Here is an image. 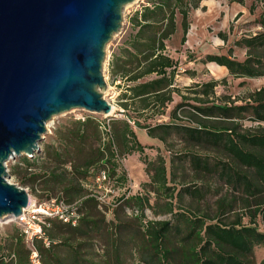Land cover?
Instances as JSON below:
<instances>
[{
  "label": "trees",
  "instance_id": "obj_1",
  "mask_svg": "<svg viewBox=\"0 0 264 264\" xmlns=\"http://www.w3.org/2000/svg\"><path fill=\"white\" fill-rule=\"evenodd\" d=\"M203 1L146 0L128 19L129 32L111 67L113 79L125 86L120 96L125 119L109 120L105 136L101 130L105 123L90 117L73 121L56 144L46 147L55 168L36 174L28 167L32 180L41 178L42 184L56 191L57 202L80 201L77 211L81 216L74 226L56 218L46 219L49 227L44 228V236L49 245L45 246L43 239L33 241L41 264H129L125 256L134 257L135 264H258L254 250L264 246V231L257 224L258 218L264 222V88L238 105L215 97V80L185 89L191 97L175 84L180 66L171 57V42L179 34V45L186 43L189 17ZM228 2L244 6L245 0ZM259 4L263 6L257 20L261 30L234 44L245 50L244 59L236 60L229 48L224 55H206L201 60L203 65L223 67L233 79L264 78V0L253 1L248 11L253 13ZM219 35L227 41L225 35ZM186 60L193 61L190 56ZM183 73L194 76L187 70ZM175 96L180 102L166 113ZM186 107L188 110L182 112ZM148 116H167L169 122L148 125L137 120ZM246 117L256 123L255 129L240 128ZM139 131L145 134L146 142L155 140L156 145L140 141ZM174 138L186 147L211 149L226 158L211 161L209 156L186 152L171 154L167 163L158 144L169 147ZM147 146L156 147V158L142 161L149 180L143 186L148 191L130 196L126 175L120 170L121 157H141ZM38 158L34 156L30 166ZM184 164L196 180L216 174L217 182L232 192L216 200L213 216L199 206L205 193L216 192L211 183L193 182V187L181 184L176 188L174 172ZM101 170L107 172L114 190L122 193L107 206L99 205L91 196L96 192L93 179ZM184 197L195 201L193 211L192 206H184ZM146 209L153 216L169 218L148 220ZM102 236L108 248L98 242ZM4 243L0 264H30L20 229ZM259 264H264V259Z\"/></svg>",
  "mask_w": 264,
  "mask_h": 264
},
{
  "label": "water",
  "instance_id": "obj_2",
  "mask_svg": "<svg viewBox=\"0 0 264 264\" xmlns=\"http://www.w3.org/2000/svg\"><path fill=\"white\" fill-rule=\"evenodd\" d=\"M135 0H0V221L29 204L8 181L6 162L32 157L53 116H109L104 48Z\"/></svg>",
  "mask_w": 264,
  "mask_h": 264
},
{
  "label": "rangeland",
  "instance_id": "obj_3",
  "mask_svg": "<svg viewBox=\"0 0 264 264\" xmlns=\"http://www.w3.org/2000/svg\"><path fill=\"white\" fill-rule=\"evenodd\" d=\"M255 0H245L244 6H240L235 3H230L228 0H206L201 2L199 9L193 11L189 17L190 28L187 34V41L183 46L179 45V34L172 40L170 49L173 52L177 50V53L184 51V48L188 47L187 56L193 59L191 66L188 65L187 71L194 72V77L191 74H186V77L182 76L179 82V88L183 94L191 97L192 95L188 94L185 89H191L194 84L203 83L210 80H215L218 82V85L215 87V97L221 98L222 101L235 102V104L241 105L244 102L248 101V96L264 88V78L258 79H233L224 71L215 69L211 64L203 65L201 60L206 55H224L227 54L229 48L233 50V57L242 61L245 57V50L239 49L234 46L235 42L241 39L242 37L249 36L250 34L259 32L261 27L257 24L259 15L263 10L261 4L258 5L257 9L253 13H249L248 8ZM146 0H135L133 3L126 5L122 10V22L120 30L114 34L110 41L106 44L104 48V61L102 63V75L106 82V90L103 93V97L108 101L112 107L113 111L111 115L104 116L99 114L88 113L84 110H71L66 113H62L56 116H53L48 122H46L45 129L46 132L42 135V139L38 144V152L34 153L32 157H26L21 155L19 157L12 158L6 162V171L8 174V181L12 184L17 185L18 187L25 189L34 202L37 205L45 204L49 200H54L56 196V191H51V186H45L41 178L37 180H32L28 174L31 172L28 171V167H32L31 171H34L36 174L42 172H48L55 168V162L52 157H48L45 153L46 147L56 144L58 139L65 134L67 128L71 127V123L77 120H83L86 117H90L97 122L105 123L104 127L108 120H124L125 116L121 114L122 109L120 107V96L124 92V85L120 81H115L112 75V62L113 57L119 54L118 49L123 45V41L129 32V23L128 19L131 15L140 10V8L145 5ZM219 34L226 36L227 41L223 42ZM186 50V49H185ZM179 51V52H178ZM183 56V55H182ZM183 62V60L181 59ZM193 70V71H192ZM184 75V73L182 74ZM190 80V81H189ZM175 101L172 105L169 106L166 113H168L174 105L180 102L179 97H175ZM187 103L194 104L193 101L188 100ZM182 112L187 111L188 107L183 108ZM135 117L134 115H132ZM181 116L187 118L186 113H181ZM141 124L155 125L156 123H168L169 119L167 116L151 119L149 116L146 118H137ZM241 129L252 130L255 129L256 123L253 122L249 117L240 122ZM264 126V125H263ZM107 128V127H106ZM103 135L105 136L106 132L101 129ZM106 138V137H105ZM138 138L140 141L144 142L147 138L146 136L139 131ZM161 148V154L168 163L169 159L172 157L171 154H186V152H193L200 154L202 156L219 158L225 160L220 152H215L211 149H202V148H190L184 146L181 141L175 139L171 141L169 147H164L162 144H158ZM96 145L94 146V148ZM156 147L147 146V149L144 151L143 155L132 154L130 156H124L123 162L121 163L120 170L126 175L127 186L129 188L128 194L130 196L137 194L138 192L147 193L148 188H145L143 185L148 184V177L145 174V165L142 163L143 160L152 161L156 158ZM171 152V153H170ZM37 156V161L30 166V160H33V157ZM69 168V164H67ZM212 166V165H211ZM177 177L176 185L180 188L181 184L185 186L193 187L194 184H199L203 182L211 183L212 187L215 189L205 193L204 199L200 203V208L202 211L214 215L216 211V200L222 198L227 194L232 192L229 188H225L221 183L217 182V175L214 174L213 178H206L204 176L200 177L199 180H196L195 175L189 166L184 164V166L178 167L174 172ZM214 182V183H213ZM25 183V184H24ZM89 183V182H88ZM185 183V184H184ZM50 184V183H49ZM49 187V190H47ZM88 187V185L86 186ZM53 189V188H52ZM122 194V193H119ZM235 195V193H234ZM151 204H153L154 195H149ZM184 206H192V210L196 205L195 201H192L190 197H184ZM194 202V203H192ZM193 204V205H192ZM234 212L239 213L238 208H235ZM125 213V210H124ZM144 214L148 220H165L169 216H153L150 210H144ZM94 215L97 218H100L99 215ZM126 217V215L124 214ZM128 217V216H127ZM110 217L106 216V220ZM110 220V219H109ZM257 224L260 230L264 231V222L257 219ZM21 230L18 221L13 219H6L5 221L0 222V247L4 246V240L11 236L13 232ZM10 234V235H9ZM105 236H102L101 242L98 241L101 245L108 248ZM126 250V248H124ZM144 256V255H143ZM254 256L256 263H260L264 259V246L255 248ZM142 257V256H141ZM129 264H135L133 260L134 257L125 256ZM140 261V257L137 256ZM100 260V258H97Z\"/></svg>",
  "mask_w": 264,
  "mask_h": 264
},
{
  "label": "built area",
  "instance_id": "obj_4",
  "mask_svg": "<svg viewBox=\"0 0 264 264\" xmlns=\"http://www.w3.org/2000/svg\"><path fill=\"white\" fill-rule=\"evenodd\" d=\"M108 123L109 120L107 121L105 127V124L102 126L103 130L107 133L109 131ZM93 186L96 189V192L94 195L91 194V196L94 197L101 206H107L119 197L118 192L114 190L112 182L108 178V174L105 170H101L96 174L93 179ZM79 203L80 201L72 204H65L62 201L57 202L56 200H51L45 204H39L36 206L33 202L30 205L28 204L27 208L23 210L17 220H14L15 222L18 221L25 243L29 249L28 259L30 264H41L33 241L35 239H43L44 245H49V242L44 236V228L49 227V224L46 223V219L56 218L65 224H71L74 226L81 216V214L77 211ZM134 213L136 214V212Z\"/></svg>",
  "mask_w": 264,
  "mask_h": 264
},
{
  "label": "crops",
  "instance_id": "obj_5",
  "mask_svg": "<svg viewBox=\"0 0 264 264\" xmlns=\"http://www.w3.org/2000/svg\"><path fill=\"white\" fill-rule=\"evenodd\" d=\"M186 49V50H185ZM187 49H189L188 47H186V48H184V51L182 52L181 51V53L179 52V53H176L175 51H173V52H171V57L174 59V60H178L179 61V66H182L183 68H185V69H187V67H188V65L189 66H191V64L194 62V61H192V62H187V60H186V58H187V55L190 53V52H188L187 51ZM183 55V56H182ZM181 59L183 60V62L181 61ZM209 64H211V66L212 67H215V69H214V71L216 70V69H218V70H221V71H224L223 69H225V68H223V67H219V66H217V65H215V64H212V63H209ZM181 69V67H179V72H180V74L176 77V81H175V84H176V86L179 88V82H180V79H181V77L183 76H185L186 77V74L184 73V75H182L183 74V72L185 71V69ZM193 71V70H192ZM225 71H227L226 69H225ZM228 73V72H227ZM192 77H194V76H192ZM190 81V80H189ZM123 84V83H122ZM124 85V84H123ZM124 88H125V86H124ZM180 89V88H179ZM125 92V91H124ZM176 97V96H175ZM174 97V101H175V98ZM145 135V134H144ZM150 141V142H149ZM144 142H146V140L144 141ZM146 143H149V144H153V145H156V141L155 140H147V142Z\"/></svg>",
  "mask_w": 264,
  "mask_h": 264
},
{
  "label": "bare ground",
  "instance_id": "obj_6",
  "mask_svg": "<svg viewBox=\"0 0 264 264\" xmlns=\"http://www.w3.org/2000/svg\"><path fill=\"white\" fill-rule=\"evenodd\" d=\"M112 111H113V107H112ZM32 204V199H30L29 205ZM1 222V221H0Z\"/></svg>",
  "mask_w": 264,
  "mask_h": 264
}]
</instances>
